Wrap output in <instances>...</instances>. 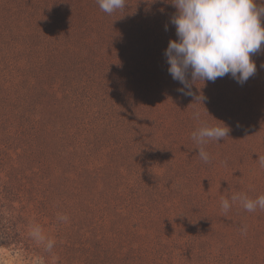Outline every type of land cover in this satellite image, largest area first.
<instances>
[{
  "label": "rangeland",
  "instance_id": "1",
  "mask_svg": "<svg viewBox=\"0 0 264 264\" xmlns=\"http://www.w3.org/2000/svg\"><path fill=\"white\" fill-rule=\"evenodd\" d=\"M175 12L0 0V264H264V210L221 209L264 195V51L243 85L183 95L164 56ZM201 121L229 129L208 163Z\"/></svg>",
  "mask_w": 264,
  "mask_h": 264
},
{
  "label": "clouds",
  "instance_id": "2",
  "mask_svg": "<svg viewBox=\"0 0 264 264\" xmlns=\"http://www.w3.org/2000/svg\"><path fill=\"white\" fill-rule=\"evenodd\" d=\"M101 11L111 15L125 7V0H96ZM176 9L170 18L175 27L176 39L169 40L164 51L168 72L174 81L182 85L177 91L191 96L195 81L215 82L218 78L230 75L243 85L255 75L257 65L252 57L264 51V0H170ZM168 25H165V31ZM264 67V65H262ZM189 76L191 80H189ZM203 100V97H200ZM199 119V113H195ZM227 126H213L201 121L192 133V139L199 146L198 155L208 163L210 155L203 145L208 141L219 142L228 136ZM264 167V156H258ZM239 203L246 211L264 210V195L250 199L242 193L233 194L231 200L222 198L221 209L227 214L232 204ZM66 220L67 217H59ZM246 232V228L242 229ZM32 235L43 240L39 227ZM48 250L53 241L46 245ZM42 264V261H40Z\"/></svg>",
  "mask_w": 264,
  "mask_h": 264
}]
</instances>
